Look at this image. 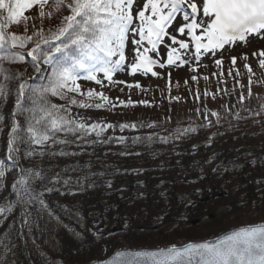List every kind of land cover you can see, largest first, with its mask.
<instances>
[{
	"label": "trees",
	"instance_id": "obj_1",
	"mask_svg": "<svg viewBox=\"0 0 264 264\" xmlns=\"http://www.w3.org/2000/svg\"><path fill=\"white\" fill-rule=\"evenodd\" d=\"M50 12L51 18L27 22L28 31L34 34L43 29V35L49 36L53 32L50 26L60 21V12L65 16L69 11L63 6L56 11L53 4ZM17 28V35L27 34L22 25ZM37 39L34 36L26 48L14 50L25 55L26 64L32 65L27 53ZM6 64L11 63L0 61L3 69ZM17 70L6 72L14 77L8 80L16 85L11 82L0 95V160L7 165L5 176L0 178V208L5 209L0 214V264H28L25 251L32 246L29 243L26 250L23 234L29 241V220L36 223V219L23 205L19 211L9 209L14 199L18 205L22 202L12 186L19 176L27 177L29 169L40 172L42 179L31 181V188L43 193L41 199L60 224L81 232L83 239L92 242L77 253L60 251L49 264H56V259L63 264H86L105 258L120 247L118 241L123 239L116 238L115 229L128 231L126 246L158 247L211 238L234 227L264 222V94L260 91L251 94V104L239 113L213 111L219 122L212 114L208 122H203L183 106L184 110L154 135L123 141L107 135L99 142L92 135L80 139L79 134L59 132L55 142L50 139L44 145L18 142L13 165L7 160L9 135L18 123V137H25L29 118L26 109L16 107L17 90L22 81L32 87L46 82L44 77L32 81L28 72L26 76ZM25 105L32 106L27 93ZM185 129L193 131L185 133ZM211 143L219 145L207 155L204 150ZM180 149L188 152L179 161L186 166L185 174L158 169L161 164L167 166L171 154H175L174 159ZM192 150L200 156L192 158ZM29 151L35 154L26 155ZM136 165L140 169L133 171ZM241 213L254 216L243 223ZM139 227L149 233H136Z\"/></svg>",
	"mask_w": 264,
	"mask_h": 264
},
{
	"label": "snow or ice",
	"instance_id": "obj_2",
	"mask_svg": "<svg viewBox=\"0 0 264 264\" xmlns=\"http://www.w3.org/2000/svg\"><path fill=\"white\" fill-rule=\"evenodd\" d=\"M53 4L56 11L63 6L70 14L62 17L57 30L49 36L43 35V29L33 34L38 39L27 56L31 58L37 74H46V82L32 87L27 81H22L17 90L16 107L26 109L29 118L25 137H18V123H14L9 135L7 160L13 165L16 163L13 153L19 151L16 147L18 142L44 145L50 139L54 141L59 132L79 134L80 139L92 133L99 137L107 128L114 127L111 124H88L83 118L78 120L72 116L73 105L100 109L109 102L103 91L82 90L81 80L92 81L102 87L107 81L109 85L125 84L130 89L133 86L140 88L139 82L133 85L113 80V77L125 72L132 76L150 74L159 77L160 73L154 70L156 67L179 68L184 65H189V70L195 73L200 67H207L201 61L209 54L211 61L220 67L226 46L230 49L238 43L247 45L251 42L249 37L264 40V0H53ZM48 5L49 0H0V61L25 62V55L14 50L26 48L33 41V36L17 35L9 29L12 25H22L27 33V22L31 16L26 13L36 7L40 18L45 15L51 18L52 12L46 14L44 10ZM178 18L180 22L176 23ZM173 24H176L175 28ZM130 37L132 46L128 49ZM162 45L163 55L160 54ZM126 49L131 58L126 55ZM189 52L191 57L186 58ZM252 56L259 57V67L264 69V48L254 50ZM239 58L247 61L248 54L244 53ZM237 59L235 55L230 56L231 65L234 66ZM244 66L252 74V67L248 63ZM4 72L6 70L0 66V74ZM231 72L230 68L229 75ZM11 78L14 77L4 76L5 80ZM191 78L198 80L196 75ZM203 79L207 81L208 76ZM251 83L250 75L249 89ZM26 93L31 107L25 105ZM0 95H3L2 86ZM49 96L59 97L67 104L51 103ZM77 96L83 99L77 100ZM196 98L199 99V92ZM243 98L241 95V101ZM92 100L99 102L92 103ZM120 103L124 104L123 101ZM132 103L128 101V104ZM212 115L217 116L219 122L218 114L213 112ZM126 127L135 129L137 125H120L121 131ZM183 131L186 133L193 129ZM119 139L123 141L125 138ZM160 139L167 142V138ZM34 154L32 151L26 153L28 156ZM6 168L5 161L0 160V178L5 176ZM28 172L27 177L19 176L13 183L17 198H21L23 193L28 198L27 202L38 201L47 207L41 199L43 193L35 192L30 183L42 179L40 172L33 173L31 169ZM4 211L0 208V214ZM97 264H264V224L241 227L215 242H190L156 250H116L113 256Z\"/></svg>",
	"mask_w": 264,
	"mask_h": 264
},
{
	"label": "rangeland",
	"instance_id": "obj_3",
	"mask_svg": "<svg viewBox=\"0 0 264 264\" xmlns=\"http://www.w3.org/2000/svg\"><path fill=\"white\" fill-rule=\"evenodd\" d=\"M199 2V0H197ZM53 5V0H49V5L45 7V13L47 14L50 12V8ZM55 8V7H54ZM64 13V12H63ZM136 10L135 6L133 9V15L135 16ZM64 14H70V12H66ZM26 15H30L31 19L28 21H32L33 23L38 19L39 12L36 7L30 10V12L26 13ZM60 21L55 22L54 25L50 26L51 30L55 32L57 30L58 25L61 23V12L59 14ZM47 17V15H45ZM179 18L177 19L176 23H179ZM17 25H12L9 29L13 32H19ZM173 28L176 27V24H173ZM172 29H169L171 31ZM26 35H34L28 31ZM251 41L247 45L237 44L235 47L230 49L226 46V51L224 54V62L223 65L217 67L209 58V56L203 57L201 63L207 65V67H200L198 72H192L189 70V65H184L183 67H165L159 68L156 67L154 70L160 73L159 77H152L150 74L148 76H143L137 74L136 76L128 75L125 73H117L113 80H122L127 81L129 84L135 85L136 82H139L141 85L140 88H136L133 86L131 89L128 88L125 84H115L109 85L107 81H105V86H101L96 84L92 81H84L81 80L79 83L81 84L82 90H87L88 88L95 89L96 92L103 91L106 96L109 97V102L105 103V106L96 109V108H79L76 106H71V114L76 119L83 118L86 123H100L104 124H111L114 127L107 128L99 137L92 133L91 135L101 142L107 135H110L115 138H128V137H138L141 135H154L164 130V125L168 121L174 119L177 115V112L184 110L183 106H187L188 109L197 114L201 121L208 122L210 119V115L213 111H219L221 113L226 112L229 114L239 113L242 109H246L249 104H251L252 97L249 95V91L251 94L258 90L264 94V69H261L258 64L259 57H253L252 52L254 50L258 51L261 48H264V40H261L256 37H249ZM167 39L165 43H167ZM131 37L129 41L128 49L131 48ZM178 47V46H177ZM126 49V55H129V50ZM248 54V60L244 61L239 57L244 54ZM160 54H164V46H161ZM219 55V54H218ZM237 56V62L233 66L230 63V56ZM28 57V56H27ZM191 57V52L188 53V57ZM218 58V57H217ZM9 62L8 60L1 61ZM6 64L7 68L5 69L6 72H10V68H13V72L22 71V73L28 72L29 77L32 81H37L36 79L43 78L46 74H37L35 71L31 69L32 66L30 63H12ZM245 63H248L252 67V74H249L247 69L245 68ZM5 66V64H3ZM46 67V66H45ZM232 69L231 75H229V69ZM237 70L239 71V75H237ZM4 72L3 77L0 79V84L4 88H8L9 84L14 81H9L8 79L5 80L4 76L7 73ZM169 72H171V77L169 78ZM215 73V75H213ZM223 73V75H221ZM26 76H28L25 73ZM196 75L198 77L197 81L192 80V76ZM251 75V86L249 89V76ZM204 76H208V80L205 81L203 79ZM1 77V76H0ZM102 77V74H101ZM27 78V77H26ZM28 81H31V80ZM169 79L171 80V85H169ZM187 81V83H185ZM14 86V85H13ZM12 86V87H13ZM197 92H199V99L196 98ZM205 92L208 95H205ZM75 95V94H69ZM243 95V101H241L240 97ZM215 96V99H213ZM179 99H176V98ZM77 100L83 99L80 96L76 97ZM119 98V99H116ZM48 99L51 103L54 104H67V101L61 100L59 97L56 96H49ZM131 100L133 103L128 104V101ZM120 101H123L124 104H121ZM140 101H145L146 103H139ZM1 102V96H0ZM92 103L99 102L97 100H92ZM116 105L113 107L112 105ZM128 105V106H125ZM178 107V109L176 108ZM199 110V111H197ZM206 117V118H205ZM131 125L136 124L137 127L135 129L131 127L124 128L123 131L120 129V125ZM153 125L149 127L148 125ZM141 125H144L141 127ZM236 140H239L240 137L236 136ZM216 145L219 144H209L204 152L207 155H212L214 152ZM209 152V153H208ZM188 152H182L181 149L178 150V154L173 159L175 155L172 153V157L169 158L170 163L164 167H158L160 170H167L173 173L185 174L184 168L185 165L182 163L179 164V161L183 160V157ZM192 154V158H197L200 156V153L197 151L192 150L190 152ZM212 163V162H211ZM190 165V163H188ZM193 164V163H191ZM216 165V164H215ZM214 166V165H212ZM164 167V168H163ZM143 168V167H142ZM140 169L139 166H135L134 170ZM170 169V170H169ZM166 172V171H165ZM167 173V172H166ZM179 177V175H178ZM19 187V185H17ZM58 196V195H57ZM21 203L18 205L16 199L13 202H10V209L9 212L19 211V208H22V205L26 208V213H30L31 218H35L36 223H33V219L29 220L31 226H28V239L27 241L26 236L23 234L24 239V247H29V243L31 244L32 248H28L26 253V259L28 264H49L55 257L56 254L60 251L77 253L84 247H89L92 243L91 241L83 239V235L81 232H77L69 227H63L60 224L57 216L53 215L47 207L42 206L41 204L38 205V201H32L31 203L27 202L28 198L21 194ZM12 204L14 206H12ZM50 209V208H49ZM241 221L245 223L246 221H250V218L254 216L253 214H243L241 213ZM76 217L77 221H79V217L76 215H72ZM43 220L42 222L40 220ZM82 220V219H81ZM45 222V224H44ZM83 222V220H82ZM264 223V222H263ZM18 224L20 225V221L18 220ZM260 223H250L243 226L254 225ZM82 226V225H81ZM237 228V227H234ZM231 228V229H234ZM229 229V230H231ZM22 233L24 232L21 230ZM130 231V230H129ZM142 227H139L136 233H144L147 234L149 232H142ZM228 231V230H227ZM128 232V231H127ZM127 232L120 233V229H115L114 235L116 238H123L121 241H118L120 247L116 250H123V249H157V248H166L171 245L165 246H154V247H130L124 245L127 239ZM213 232L209 229V233ZM226 232V231H225ZM133 235V232H131ZM219 235V234H218ZM217 235V236H218ZM215 237V236H214ZM213 238V237H211ZM199 239L192 242H199L204 241L207 239ZM190 242H178L175 245H183ZM115 250V251H116ZM114 251V252H115ZM112 252L108 256L100 260L94 261H102L114 254ZM56 264H63L59 260H55ZM92 261V262H94ZM65 264H73L71 261H66ZM88 262L86 264H89Z\"/></svg>",
	"mask_w": 264,
	"mask_h": 264
},
{
	"label": "water",
	"instance_id": "obj_4",
	"mask_svg": "<svg viewBox=\"0 0 264 264\" xmlns=\"http://www.w3.org/2000/svg\"><path fill=\"white\" fill-rule=\"evenodd\" d=\"M262 224H264V223H262ZM256 225H261V224H256ZM237 229H239V228H237ZM237 229H233V230L227 231V232H225V233H223V234H221V235H219L217 237H214V238H211V239H208V240H204V241H199V242H215L218 238L222 237L224 234L230 233V232H232L234 230H237ZM183 245H186V244H183ZM179 246H182V245H177V247H179ZM166 248H168V247H166ZM166 248H157V249H166ZM130 250H156V249H130ZM97 262L98 261H94V262H91L89 264H97Z\"/></svg>",
	"mask_w": 264,
	"mask_h": 264
},
{
	"label": "bare ground",
	"instance_id": "obj_5",
	"mask_svg": "<svg viewBox=\"0 0 264 264\" xmlns=\"http://www.w3.org/2000/svg\"><path fill=\"white\" fill-rule=\"evenodd\" d=\"M165 248V247H164ZM135 249V248H134Z\"/></svg>",
	"mask_w": 264,
	"mask_h": 264
}]
</instances>
